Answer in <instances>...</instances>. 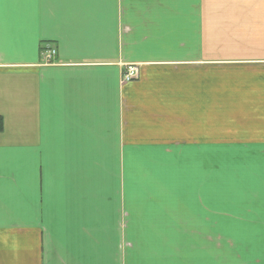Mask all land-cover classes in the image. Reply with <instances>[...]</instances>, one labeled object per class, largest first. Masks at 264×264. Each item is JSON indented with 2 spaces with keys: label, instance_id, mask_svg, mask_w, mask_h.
<instances>
[{
  "label": "crops",
  "instance_id": "obj_1",
  "mask_svg": "<svg viewBox=\"0 0 264 264\" xmlns=\"http://www.w3.org/2000/svg\"><path fill=\"white\" fill-rule=\"evenodd\" d=\"M0 120V264H264V0H0Z\"/></svg>",
  "mask_w": 264,
  "mask_h": 264
},
{
  "label": "built area",
  "instance_id": "obj_2",
  "mask_svg": "<svg viewBox=\"0 0 264 264\" xmlns=\"http://www.w3.org/2000/svg\"><path fill=\"white\" fill-rule=\"evenodd\" d=\"M54 55L55 52L53 50H47L46 54H44V58L47 61H50L54 57ZM138 73L139 71L137 65H133V64L123 65L120 83L125 84L137 79Z\"/></svg>",
  "mask_w": 264,
  "mask_h": 264
},
{
  "label": "trees",
  "instance_id": "obj_3",
  "mask_svg": "<svg viewBox=\"0 0 264 264\" xmlns=\"http://www.w3.org/2000/svg\"><path fill=\"white\" fill-rule=\"evenodd\" d=\"M0 130H1V120H0Z\"/></svg>",
  "mask_w": 264,
  "mask_h": 264
}]
</instances>
